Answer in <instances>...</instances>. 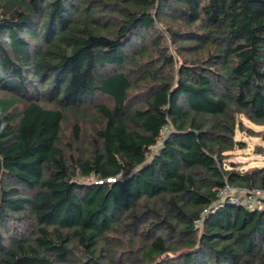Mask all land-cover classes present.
<instances>
[{
    "label": "trees",
    "instance_id": "obj_1",
    "mask_svg": "<svg viewBox=\"0 0 264 264\" xmlns=\"http://www.w3.org/2000/svg\"><path fill=\"white\" fill-rule=\"evenodd\" d=\"M165 15L178 67L146 53ZM0 90V264H264V210L201 215L226 182L264 190L226 162L243 117L264 126V0H0Z\"/></svg>",
    "mask_w": 264,
    "mask_h": 264
},
{
    "label": "rangeland",
    "instance_id": "obj_2",
    "mask_svg": "<svg viewBox=\"0 0 264 264\" xmlns=\"http://www.w3.org/2000/svg\"><path fill=\"white\" fill-rule=\"evenodd\" d=\"M162 19V21L156 22V27L154 29L145 34L144 44H146V53L147 55L158 59V50L166 49V54L171 55L175 58V60L177 61L176 67H178L182 62V58L179 57V55L175 51L176 48L172 43L168 28L170 27L176 30H183L185 28L184 21L181 18H176L168 15L162 16ZM157 37H161V41L158 44L154 42ZM141 84L142 83L139 84L141 89L137 91L135 90L133 92V94H136L133 97V102L138 105L142 104L144 98H146L144 94H146L147 89H145L146 87L142 86ZM5 96L6 94L0 90V98ZM112 103L113 102L110 98L99 95L95 98L94 103L87 107L89 110H93V105L107 104L108 106H112ZM77 121L80 122L82 139H86L87 137L91 136L93 133V129L96 128L100 122L96 117L94 111L87 113L86 108H84L83 111L81 110V113L77 115L70 111L66 112L60 136V146L64 148L67 155L76 154L75 148L77 144L74 140L75 136L73 126ZM241 122L242 127L237 131L235 135L237 144L236 149L230 153L231 155L229 159L226 160V162H231V165L237 166V170L245 172L264 166V126H259L251 123L244 117L241 119ZM80 182L92 183L96 181L95 179L90 178L86 180L80 179ZM12 226L13 225L10 226V232L16 235H20L23 232V235H26L28 237L32 230V227L30 225L26 228L21 229H19V227H15L13 229ZM118 238L114 240L115 245L119 244ZM77 248L78 246L75 250L79 252V249ZM120 256L122 255L119 252L118 261L120 262V264H132L128 260V258L124 259L123 263H121ZM137 262L138 264H142L141 257Z\"/></svg>",
    "mask_w": 264,
    "mask_h": 264
},
{
    "label": "built area",
    "instance_id": "obj_3",
    "mask_svg": "<svg viewBox=\"0 0 264 264\" xmlns=\"http://www.w3.org/2000/svg\"><path fill=\"white\" fill-rule=\"evenodd\" d=\"M162 132L165 136V131ZM109 182L115 181V179H108ZM225 205L242 206L250 211H262L264 210V190L259 188H238L228 182L225 183L217 192V200L212 203L211 206L205 208L201 213L202 218L209 214H214L219 208ZM201 220L195 221L200 225Z\"/></svg>",
    "mask_w": 264,
    "mask_h": 264
}]
</instances>
